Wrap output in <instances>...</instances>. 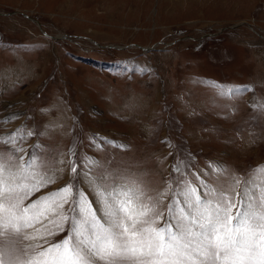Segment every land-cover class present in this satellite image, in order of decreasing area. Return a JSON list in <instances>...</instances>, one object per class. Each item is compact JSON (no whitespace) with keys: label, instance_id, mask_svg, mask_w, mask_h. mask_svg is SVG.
<instances>
[{"label":"rangeland","instance_id":"rangeland-1","mask_svg":"<svg viewBox=\"0 0 264 264\" xmlns=\"http://www.w3.org/2000/svg\"><path fill=\"white\" fill-rule=\"evenodd\" d=\"M0 264H264V0H0Z\"/></svg>","mask_w":264,"mask_h":264}]
</instances>
